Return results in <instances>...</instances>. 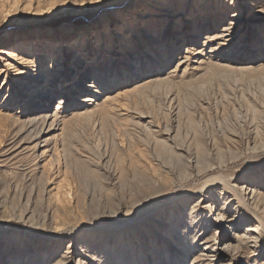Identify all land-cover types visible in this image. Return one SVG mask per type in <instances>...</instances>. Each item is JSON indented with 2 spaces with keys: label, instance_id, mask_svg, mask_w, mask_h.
Returning a JSON list of instances; mask_svg holds the SVG:
<instances>
[{
  "label": "rangeland",
  "instance_id": "rangeland-1",
  "mask_svg": "<svg viewBox=\"0 0 264 264\" xmlns=\"http://www.w3.org/2000/svg\"><path fill=\"white\" fill-rule=\"evenodd\" d=\"M61 3L0 0V264H264V165L249 163L264 157V16L247 0L231 26L224 0ZM164 129L212 167L161 166Z\"/></svg>",
  "mask_w": 264,
  "mask_h": 264
},
{
  "label": "bare ground",
  "instance_id": "bare-ground-1",
  "mask_svg": "<svg viewBox=\"0 0 264 264\" xmlns=\"http://www.w3.org/2000/svg\"><path fill=\"white\" fill-rule=\"evenodd\" d=\"M58 49L61 50L62 47L60 45H58ZM1 51L4 54L5 53H9L11 55H15V56L18 57V54L14 50H12V49L3 48V50H1ZM83 54L84 55H88V53H86L85 51L82 52V54H80L78 56L79 57L78 58L79 60L81 59V56ZM22 58H23V56H22ZM51 95H53L52 92H51ZM38 107L32 109L33 112L30 115L29 120L27 121L28 122V125H29L30 131L32 133H35V134L36 133L37 134H40L43 131L44 127L49 122V118L52 115V111L47 108V104H45L43 102H39L38 103ZM57 115H58V112H55L54 113V119L50 123L51 126H53L55 124V122L57 121L56 120ZM143 117H144L143 115H140L139 116V118H140L139 121L143 125L142 128H144V132H147L148 134H151L152 133V130H151L150 124H148L149 122H146L145 119H142ZM162 133L165 134L166 140L165 141L156 140L155 141V144L158 145L159 147H161V150L158 153L153 152V155L160 162L161 166H163L164 168H167L168 170H171L172 168L175 167V169H178L180 171V174L182 176L189 177V178L195 176L194 175V172H193V168L195 166L197 167V166H199L201 164L202 167L204 168V170H207V171L212 167L211 164H207L208 160L211 159V151L209 152L208 149L204 148L203 150H199L198 153L197 152L195 153V152H193L191 150V147H190L189 144H187V145H185V144L184 145H177V144H175L174 143V137L171 136L170 130L165 131V129H164V131H162ZM154 151H156V150H154ZM70 154H72V156L76 159V161H80V158H77L76 157V153H71L70 152ZM199 170H200V168H199ZM199 170H197V171L199 172ZM133 179H135V178H133ZM141 179L146 180V181L148 180V182L151 181L153 183H154V180H155L152 177H148L147 179H144V178H141ZM244 187H246L247 190H249L250 185L248 183H246V185L245 184L244 185H241L240 190L242 192V195H243V192H244L243 191L244 190ZM250 191L252 193L255 192L253 190H250ZM222 215H223V213H222ZM220 219H223V217L220 216ZM250 229L253 230L254 228H250ZM243 236L244 237H248L247 234H245ZM249 237H251V236H249ZM210 241H211L210 239L207 240V242H210ZM3 243L4 242H2V240H0V244L3 245ZM4 246H7V241L5 242V245ZM223 247H224V249H229V248L232 247V245L226 243ZM33 248L40 250V249H42V245L41 244H34V247ZM17 252H18L17 250H14L13 252H11L9 258L15 256V253H17ZM37 252L38 251L36 250L34 253H37ZM67 253L68 252L62 254V256H60L56 260V264H64V263H66V260H68L67 259ZM205 255L208 256L207 253L200 252V256H205ZM86 261H87V263L89 262L87 260V258L85 259L83 257V259L82 258L80 259V262L83 263V264H85Z\"/></svg>",
  "mask_w": 264,
  "mask_h": 264
},
{
  "label": "snow or ice",
  "instance_id": "snow-or-ice-1",
  "mask_svg": "<svg viewBox=\"0 0 264 264\" xmlns=\"http://www.w3.org/2000/svg\"><path fill=\"white\" fill-rule=\"evenodd\" d=\"M101 0H62L60 7L67 8L68 10L78 11V12H89L93 9V5H98ZM226 7L231 9L229 20L226 21L229 26H231L232 18L237 12V5L239 0H224ZM248 7L254 12V14L259 16H264V0H247ZM2 77H0V83H2ZM250 165H264V157L259 160H253L249 162ZM208 207L205 203L201 208L196 211V215L199 216L204 213V210ZM83 259V256L81 257ZM66 264H77L75 253L72 257L66 260ZM87 264V261L85 262Z\"/></svg>",
  "mask_w": 264,
  "mask_h": 264
}]
</instances>
